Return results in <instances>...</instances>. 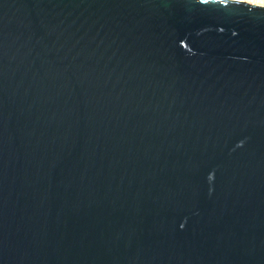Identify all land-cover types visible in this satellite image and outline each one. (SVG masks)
Segmentation results:
<instances>
[{
	"label": "water",
	"instance_id": "obj_1",
	"mask_svg": "<svg viewBox=\"0 0 264 264\" xmlns=\"http://www.w3.org/2000/svg\"><path fill=\"white\" fill-rule=\"evenodd\" d=\"M0 264H264V5L0 0Z\"/></svg>",
	"mask_w": 264,
	"mask_h": 264
},
{
	"label": "bare ground",
	"instance_id": "obj_2",
	"mask_svg": "<svg viewBox=\"0 0 264 264\" xmlns=\"http://www.w3.org/2000/svg\"><path fill=\"white\" fill-rule=\"evenodd\" d=\"M249 1L254 3H264V0H249Z\"/></svg>",
	"mask_w": 264,
	"mask_h": 264
},
{
	"label": "rangeland",
	"instance_id": "obj_3",
	"mask_svg": "<svg viewBox=\"0 0 264 264\" xmlns=\"http://www.w3.org/2000/svg\"><path fill=\"white\" fill-rule=\"evenodd\" d=\"M249 1V0H248ZM259 4H263L264 5V3H259Z\"/></svg>",
	"mask_w": 264,
	"mask_h": 264
}]
</instances>
